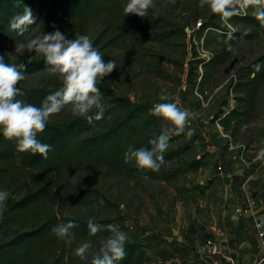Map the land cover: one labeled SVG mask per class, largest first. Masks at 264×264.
<instances>
[{
    "label": "rangeland",
    "instance_id": "rangeland-1",
    "mask_svg": "<svg viewBox=\"0 0 264 264\" xmlns=\"http://www.w3.org/2000/svg\"><path fill=\"white\" fill-rule=\"evenodd\" d=\"M211 15L207 6L199 7V0H154V7L148 10L145 18L128 15L136 34L123 49L110 51L116 56L117 69L101 81L114 95L126 97L132 103L153 108L156 103L166 102L160 101L159 96L167 93L171 97L169 101H179L182 110L196 113L195 117H190V127L197 136L193 147L164 161L158 170H179L177 180L161 182L141 176L127 179L99 166L71 169L61 185L67 193L77 189L91 190L88 201L57 208L61 216L86 222L89 218L111 220L120 228L124 226L121 230L127 233L126 243L153 246V251L147 253L149 259L135 264H210L213 258L204 253L203 240L219 239L223 232L238 230V218L250 212L241 214L237 209L251 198L256 207L257 197L264 192V160L254 159L264 147V86L255 117L235 136L225 132L216 119L221 111L233 107L231 84L240 68L264 54V37L235 47L213 79L192 96H184L192 56L204 58L212 51L211 48L203 49L202 41L194 42L195 48H191L192 32ZM101 16L102 19L104 15ZM152 16L158 25L151 21ZM101 19L89 24L84 34L75 24L70 27L55 24L54 29L46 33L58 29L68 38L87 35L93 42L104 27ZM225 27L244 31L238 25L225 24ZM154 28L169 30L171 38L162 42L152 40ZM94 47L98 49L99 46ZM17 55L20 58L11 57L27 61L43 57L34 52H17ZM198 73H201L200 68ZM53 82L60 81L45 71L26 78L19 85L32 88ZM72 117L66 108L50 117L49 122H62ZM115 120L114 117L110 119L105 127ZM190 138L186 135L171 143L163 155L184 146ZM194 160L202 162L196 170L189 168ZM98 200H103V204ZM109 235L86 241L93 245L91 251H98L102 240Z\"/></svg>",
    "mask_w": 264,
    "mask_h": 264
},
{
    "label": "trees",
    "instance_id": "trees-1",
    "mask_svg": "<svg viewBox=\"0 0 264 264\" xmlns=\"http://www.w3.org/2000/svg\"><path fill=\"white\" fill-rule=\"evenodd\" d=\"M126 2L127 0H20L17 3V0H0V55L11 53L20 58L15 52V45L26 41L24 37H17L8 29L11 18L21 14L27 6L32 9L36 18V24L31 26L35 30L33 35L46 33L54 29L55 24L67 27L75 24L81 34H84L89 24L96 23L104 15L101 19L104 27L95 36L93 46H99L97 50L103 55L105 62L114 60L116 56L110 51L123 49L136 34L131 18L123 15ZM252 11L253 8L250 7L245 15L232 17L227 22L231 26H240L244 31L226 29L225 24L220 22V17L212 13L192 32L191 48H195L194 42L202 41V48H211L212 51L204 58H197L196 54L192 56L188 63L185 97L192 96L213 79L235 47L260 36L264 37V23L256 20ZM149 15L153 14L149 12ZM151 21L158 25L153 16ZM229 31L234 33L231 40L225 35ZM151 37L154 41L162 42L170 39L171 35L169 30L154 28ZM5 62L26 64V78L46 71L43 57L27 61L5 55ZM257 64L261 65L259 71L254 68ZM199 68L201 73H198ZM263 86L264 54L237 71L236 80L230 88L233 107L216 116L225 132L235 136L253 120L259 109ZM17 87L24 93L17 99L39 107L46 96L62 87V83H40L32 88L18 84ZM97 87L105 105L104 118L94 121L93 125L87 123L86 117L48 122L45 130L37 135L41 143L51 146L46 157L39 153L33 155L17 152L14 142L6 140L0 134V190L10 193L4 209L0 211V264H91V255L81 260L73 255L75 248L83 242L96 240L110 233L101 231L90 236L86 221L63 217L57 211V208L73 207L89 198L91 190L77 189L73 193H67L61 189L64 177L71 169H94L102 166L110 174L127 179L141 176L161 182L177 180L179 170L142 172L124 162V153L129 146L134 149L150 148L149 141L162 131V121L151 114V106L135 104L126 97L116 96L101 82ZM167 102L171 101L164 103ZM89 115H95V109ZM113 117L116 118L114 123L105 127ZM185 137L186 134L174 136L169 145ZM196 139L197 136L192 135L188 143L185 142L184 146L164 156V161L185 153L193 147ZM201 163L194 160L190 162L189 168L196 170ZM69 221L78 225L72 229L74 239L71 246L58 240L51 232L54 226ZM94 222L101 225L113 224L111 220ZM120 229H124V226ZM125 250L126 255L118 264L147 261V253L153 251V246L129 242L125 244Z\"/></svg>",
    "mask_w": 264,
    "mask_h": 264
},
{
    "label": "clouds",
    "instance_id": "clouds-1",
    "mask_svg": "<svg viewBox=\"0 0 264 264\" xmlns=\"http://www.w3.org/2000/svg\"><path fill=\"white\" fill-rule=\"evenodd\" d=\"M17 3H20V0H17ZM205 6L211 13L217 14L224 24L232 17L245 15L250 7L253 8L252 15L256 20L264 23V0H199V7ZM153 7L154 0H127L123 15L127 17L131 14L145 18L148 10ZM35 24L36 18L32 9L27 6L21 14L11 18L9 32L15 33L17 37H24L26 41L16 44L15 52H34L43 56L45 70L49 75L56 76L62 87L54 94L46 96L39 107L17 99L18 96L24 95L17 85L26 78L27 65L6 63L5 55L11 58V53L0 55V134L6 140L14 142L17 152L33 155L39 153L46 157L51 146L41 143L37 135L45 130L50 117L68 108L73 117H86L89 125L104 118L105 105L102 103V93L97 84L116 70L117 65L114 60L105 62L89 36L68 38L58 29L42 35H33L35 30L31 26ZM233 34L229 31L225 35L231 40ZM254 68L259 71L261 65H254ZM170 99L167 93H161L159 96L160 101ZM178 105L179 101L154 104L151 114L161 119L162 131L149 141L150 148L134 149L129 146L124 153L126 164H132L142 172L158 171L164 163L163 154L172 137L181 134L189 137L193 135L190 117H195L196 113L182 110ZM94 109L95 115H89ZM254 159L264 160V147L259 149ZM9 196L7 190H0V211L4 209ZM100 203L103 204V200ZM77 226L74 221H69L54 226L51 232L58 240L71 246L74 239L72 229ZM87 229L90 236H95L101 231H107L110 235L102 240L99 250L95 252L91 251L93 245L90 242L81 243L73 252L75 257L84 260L91 255V264H118L125 257L128 236L119 225H101L89 218Z\"/></svg>",
    "mask_w": 264,
    "mask_h": 264
},
{
    "label": "crops",
    "instance_id": "crops-1",
    "mask_svg": "<svg viewBox=\"0 0 264 264\" xmlns=\"http://www.w3.org/2000/svg\"><path fill=\"white\" fill-rule=\"evenodd\" d=\"M257 187V184L256 186ZM256 207L247 215L238 218V230L223 232V237L211 241L224 254L231 255L237 264H261L264 262V238L259 239V232L264 233V192L257 197ZM209 239H204L203 244ZM203 245V246H204Z\"/></svg>",
    "mask_w": 264,
    "mask_h": 264
},
{
    "label": "built area",
    "instance_id": "built-area-1",
    "mask_svg": "<svg viewBox=\"0 0 264 264\" xmlns=\"http://www.w3.org/2000/svg\"><path fill=\"white\" fill-rule=\"evenodd\" d=\"M255 208V201L253 198L248 199L246 203L241 205L237 212L241 214H245L248 211L251 212ZM259 239L264 238V233L259 232L258 234ZM204 253L210 255L213 259L210 264H237L235 258L231 255L224 254L220 251V249L214 245L211 240H207L205 245L203 246Z\"/></svg>",
    "mask_w": 264,
    "mask_h": 264
}]
</instances>
